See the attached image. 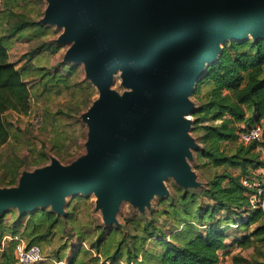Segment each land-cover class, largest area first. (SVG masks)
<instances>
[{
    "label": "water",
    "instance_id": "1",
    "mask_svg": "<svg viewBox=\"0 0 264 264\" xmlns=\"http://www.w3.org/2000/svg\"><path fill=\"white\" fill-rule=\"evenodd\" d=\"M45 2L36 23L60 31L50 43L67 45L62 61L81 64L98 97L81 116L85 154L69 164L50 157L16 185L0 186V216H66L70 197L94 195L112 226L123 202L143 212L154 197H168V179L198 188L190 97L226 41L264 39V0ZM116 75L122 92L113 88Z\"/></svg>",
    "mask_w": 264,
    "mask_h": 264
},
{
    "label": "trees",
    "instance_id": "2",
    "mask_svg": "<svg viewBox=\"0 0 264 264\" xmlns=\"http://www.w3.org/2000/svg\"><path fill=\"white\" fill-rule=\"evenodd\" d=\"M16 17L19 18L18 21L9 28H4L5 23L3 26L0 23V29L9 30L0 34V147L5 145L10 138L3 118L4 113L13 111L24 114L30 108L28 82L31 79H24L23 75L29 76L30 72L38 67L37 82L44 78L45 83L47 81L59 83L65 82L74 71L73 66L69 67L60 62L54 70L48 67V64V66L41 64V59L46 58L44 55L49 53L47 57H52L60 50L59 46L45 43L30 51L24 64L20 68L17 67V64L10 60L9 54L12 47L10 43L15 42V40L12 41L14 34L29 29L35 31L33 34L35 36L46 30L20 14ZM206 86L208 89L203 92V87ZM196 94H202L200 99L203 100L201 108L192 114L197 117L196 127L201 131L198 138L204 145L201 156L206 161L203 165L222 169L214 173L209 181L210 187L206 194L212 204L198 206L194 214L189 208L193 202H190L189 206L185 204L176 207L172 217L177 221L178 227L171 226L169 234L155 228L148 232L146 237L136 234L134 238L139 241L137 246L127 247L124 256L118 252L106 259L104 264H218L221 249L228 246L247 247L252 244V237L264 235V214L255 211L246 221L244 218L241 220L245 226L257 223L254 230L241 238H234L227 245L228 235L218 217L219 212L230 210L244 212L247 209L245 189L240 183V178L248 174L251 168L260 165L258 155L253 151L256 144H241L230 152L221 146L223 142H233L236 139L237 126L235 127V124L243 123L249 126L264 117V39L232 41L224 46L217 62L205 70L197 85ZM202 118H209L212 124H201ZM218 121L220 124L216 123ZM18 161V158H8L6 164L3 165L8 171L7 176L1 177L0 183L10 185L14 182L20 167ZM232 168L238 169L239 173L232 172ZM9 176L11 178L8 179ZM180 200L184 203L188 199L180 198ZM67 210L66 222L68 229H73V231L70 237H64V244L56 250L59 255L55 258L57 261L68 259V264H90L86 258L81 257L84 247L79 244L85 240L81 234H78L80 221L74 219L75 203L71 202ZM165 213L170 216L171 211L166 210ZM190 217L194 220L188 219ZM192 221H197V223ZM234 225L236 228L239 227L237 223ZM64 226L53 213L48 211H38L20 218H17L13 212H9L0 216V240L6 234L18 235L25 240L28 246L38 245L46 258L40 264H46L49 258L45 256L43 248L36 242L44 241L49 236H53V239L58 236L59 240L63 233L60 235L56 232L65 231L67 228ZM144 230L148 231V226H145ZM151 240L155 241L158 248L150 247ZM15 244V240L10 241L2 252L10 246L14 247ZM99 250L102 251V246ZM5 261L8 264H15V260L13 263L9 259Z\"/></svg>",
    "mask_w": 264,
    "mask_h": 264
},
{
    "label": "rangeland",
    "instance_id": "3",
    "mask_svg": "<svg viewBox=\"0 0 264 264\" xmlns=\"http://www.w3.org/2000/svg\"><path fill=\"white\" fill-rule=\"evenodd\" d=\"M45 6V0H0V23L2 26L5 23L3 27L9 28L18 21L19 18L16 17L17 14L36 23L42 17ZM42 28L46 31H42L43 33L41 34L37 33L35 36H33L35 31L25 29L18 34H14L12 37V41L15 40V42L13 44L10 43L12 47L9 50V54L10 60L15 62L17 67L20 68V66L24 64V60L26 61L28 59L30 51L36 49L42 43L51 44L50 42H52L60 32L53 26H42ZM8 31L9 30L1 28L0 34ZM229 42L231 41H226L222 45V49L224 46L228 45ZM59 48L58 54L52 57H47L49 53L44 55L46 58L43 57L41 59V64L45 66L49 65L48 67L53 68V70L59 62L69 67L73 66L74 71L68 76L65 82L58 83L47 81V83H45L46 81L44 78L37 82V77L39 76L38 67L30 72L29 76L23 75L24 79H31L28 82L30 89L29 98H31V116L33 114H40V123L38 125H32L28 121L29 117L28 119L27 117L24 119L20 118L12 113V111H7L3 115L5 124L10 133V138L5 145L0 147V178L7 176L6 174L8 171L4 169L3 165L6 164L8 158H18L19 161L17 163L20 167L18 168L16 178L12 184L6 185L0 183V186L16 185L22 171H33L44 166L50 162V157L57 158L62 164H69L86 152L85 142L88 129L81 116L98 97V91L95 86L86 79L84 68L81 64L71 65L62 61V53L67 48V45H60ZM28 71L29 70H27V72ZM200 80L201 78L199 81ZM199 81L195 86L193 95L190 97L195 106L194 110L201 108L203 101L200 99L202 94H196ZM113 88L119 92L123 91L118 75L115 76ZM207 89V86L203 87V92ZM190 118L193 120L191 134L200 144L199 150L193 152V160L190 162L200 182L198 188H189L185 190L176 185L173 179H168L166 181V185L170 191L168 197H154L151 201V207L146 208L143 212H139L130 202H123L117 215L119 224L112 226L104 225L100 212L95 209L94 195H75L68 199L69 205L71 202L75 203L74 219L80 221L78 224L80 229L78 234H81L83 240H85L84 242L81 241L79 244L84 247L81 257L86 258L90 264H104L106 259L114 256L118 252H121L124 256L127 247L137 246L139 241L134 238L136 234H141L146 237L148 232L152 231L154 228L169 234L172 228L171 226H179L177 221L172 217L174 216L173 213L175 208L178 206H184L185 204L189 206L190 202H193L189 208L193 210L194 214L198 206L212 204V201L206 194L210 187L209 181L212 179L214 173L222 169H214L207 164L203 165L206 160L201 156L204 145L200 143L198 138L201 132L196 127L198 119L193 115H191ZM216 123L220 124L219 121ZM201 124H212V121L209 118H202ZM234 126H237L238 129L244 126V124L237 123ZM240 145L237 139H235L233 142H223L221 148L230 152ZM253 151L258 155L256 147ZM231 171L239 173V170L236 168H232ZM7 178L9 179L11 176ZM180 198H187L188 200L182 203ZM171 204H173V206H171ZM166 210L171 211L170 216H167L168 213H165ZM38 211H48V209L36 210V212ZM9 212H13L17 216L14 210H10ZM217 213L215 214L216 218ZM25 215L29 214L17 216V218ZM67 216L68 214L66 216H56L62 224L65 225L64 228H67L63 232L62 230L56 232L60 235L63 233L59 240L57 239L58 236H54V239L53 236H49V238L44 241L36 242L43 248L45 256L49 258L46 264H56L55 262L57 259L55 257L59 255L56 253V250H59L60 246L64 244V237L71 236V231H73V229H68L66 222ZM206 216L208 217L209 214L207 213ZM244 216L245 213L240 210L218 213L219 220L221 221L220 223L223 225L228 235L227 242L229 244L234 238H241V236L252 232L256 227L257 223L245 226L244 223L241 222ZM188 219L194 220L193 217ZM192 222L197 223V221ZM234 223L239 224V227L236 228ZM145 226H148V231L144 230ZM111 231L113 233H111ZM5 237L7 238L4 239ZM11 237L14 236L10 234L3 236L0 240V247L2 241L8 245L9 242L12 241L9 239ZM69 237L67 240L68 242ZM252 240L250 246H235L231 249L232 255L223 256L220 264H264V235L256 238L252 237ZM100 246H102V251L99 250ZM151 246L153 249L158 248L155 241L153 242L152 240L150 241V247ZM3 250H0V260H2V264H8L5 261H8V259L13 263L14 247L10 246L2 252ZM234 258L237 259L235 260Z\"/></svg>",
    "mask_w": 264,
    "mask_h": 264
},
{
    "label": "built area",
    "instance_id": "4",
    "mask_svg": "<svg viewBox=\"0 0 264 264\" xmlns=\"http://www.w3.org/2000/svg\"><path fill=\"white\" fill-rule=\"evenodd\" d=\"M29 104H31V98H29ZM12 113L23 119L26 117L28 119L29 117L28 121L32 125L40 123V114L31 116V108L24 114H18L13 111ZM236 139L242 145L256 144L260 162L259 166L251 168L248 174L240 178V183L245 189L244 196L247 200V209L244 210V221H246L255 211H260L264 214V117L252 125L239 127L236 131ZM9 239L16 241L14 246L15 264H40L46 260L38 245L28 246L25 240L18 235ZM5 246V242L2 241L0 250H3ZM55 263L68 264V259L59 260Z\"/></svg>",
    "mask_w": 264,
    "mask_h": 264
},
{
    "label": "crops",
    "instance_id": "5",
    "mask_svg": "<svg viewBox=\"0 0 264 264\" xmlns=\"http://www.w3.org/2000/svg\"><path fill=\"white\" fill-rule=\"evenodd\" d=\"M226 244L227 245H229V243L227 242V240H226ZM234 247H226V248H223V249H221L220 251H219V262H218V264H220V261H221V259H222V257L223 256H228V255H232V253H231V249H233Z\"/></svg>",
    "mask_w": 264,
    "mask_h": 264
}]
</instances>
